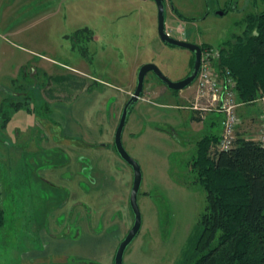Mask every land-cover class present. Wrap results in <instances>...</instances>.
Returning a JSON list of instances; mask_svg holds the SVG:
<instances>
[{"label": "rangeland", "instance_id": "1", "mask_svg": "<svg viewBox=\"0 0 264 264\" xmlns=\"http://www.w3.org/2000/svg\"><path fill=\"white\" fill-rule=\"evenodd\" d=\"M165 7L166 30L171 35L218 48L240 31L248 13L264 8V0H165ZM158 25L156 0H0V132L15 137L17 127L35 126V100L11 92L28 90L24 66L45 61L42 53L57 60H47L46 80L48 89L57 91L59 98L66 93L60 88L63 73L96 85L103 78L126 87L129 96L144 63H155L172 80L187 76L194 52L164 42ZM85 26L95 30L94 38H87L88 32L81 38L73 36ZM31 49L38 55L30 53ZM151 87L157 93L148 92ZM195 97L196 81L177 92L151 70L142 95L129 108L123 143L142 169L138 195L142 226L126 248L124 264H176L200 235L206 191L194 182L190 162L196 140L212 130L220 132L224 116L210 109L197 111L192 107ZM17 100L21 106H12ZM239 109V134L259 138L263 101L242 104ZM214 119L219 124L212 127ZM133 222L132 216L126 223L128 229ZM69 256L63 255L60 261L107 263L104 255L99 259L72 255L68 260ZM51 260L55 263L54 257Z\"/></svg>", "mask_w": 264, "mask_h": 264}, {"label": "crops", "instance_id": "2", "mask_svg": "<svg viewBox=\"0 0 264 264\" xmlns=\"http://www.w3.org/2000/svg\"><path fill=\"white\" fill-rule=\"evenodd\" d=\"M42 55L45 61L24 66L28 90L11 92L35 100L33 110L27 107L34 112L35 126L17 127L15 137L0 132V205L5 215L0 264H66L60 261L65 254L68 260L72 255H104L106 264H115L129 231L126 223L132 216L134 221V171L115 146L129 91L99 78L92 90L72 85L61 88L66 92L61 98L54 92L52 100L46 78L47 60L54 59ZM147 91L157 93L152 87Z\"/></svg>", "mask_w": 264, "mask_h": 264}, {"label": "trees", "instance_id": "3", "mask_svg": "<svg viewBox=\"0 0 264 264\" xmlns=\"http://www.w3.org/2000/svg\"><path fill=\"white\" fill-rule=\"evenodd\" d=\"M174 9L186 19L176 7ZM241 25L239 32L232 33L218 45L220 55L214 61L222 74L228 68L236 80L239 106L252 104L264 96V8L248 13ZM86 34L92 39L95 32L85 26L77 29L73 36L81 38ZM200 45L202 49L214 47L211 43ZM194 62L195 55L190 60L191 68ZM59 81L63 90L72 85L80 90L86 85L90 90L96 86L95 82L87 84V80L67 74ZM47 92L49 98H55L54 89ZM14 105L18 107L21 103ZM47 108L50 109L49 104ZM237 111L241 122L242 114L240 109ZM263 117L264 104L260 119ZM223 120L224 117L220 132L212 130L196 140L190 167L194 182L206 191V206L200 217L199 237L184 250L176 264H264V144L259 135V138L248 137L236 130L233 144L218 148ZM216 124H219L216 119L210 123L212 127ZM4 216L0 205V226Z\"/></svg>", "mask_w": 264, "mask_h": 264}, {"label": "water", "instance_id": "4", "mask_svg": "<svg viewBox=\"0 0 264 264\" xmlns=\"http://www.w3.org/2000/svg\"><path fill=\"white\" fill-rule=\"evenodd\" d=\"M156 2L158 5V18H159L158 29H159L160 37L166 43L189 48L192 52H194L195 62L191 73L179 80L170 79L167 75L163 73L160 67L153 62L144 63L143 65L140 66V69L138 71L136 88L123 108L122 115L115 133V146L121 157L132 166L134 171L133 185L130 193V204L134 212V222L131 228L129 229L128 233L122 239V241L118 246L115 255V264H124V254L126 248L132 242L135 236L139 233L142 226V213L138 202V195H139V190L143 176L142 169L139 161L132 154H130V152L126 149L123 143V130L127 122L129 108L141 96L142 92L144 91L145 79L149 71L151 70L154 71V73L160 79H162L170 88L174 90H181L186 86L191 85L196 80L201 67V60H202L201 45L187 40L186 36L180 38L171 35L166 30L165 0H156ZM221 12L223 13V11Z\"/></svg>", "mask_w": 264, "mask_h": 264}, {"label": "built area", "instance_id": "5", "mask_svg": "<svg viewBox=\"0 0 264 264\" xmlns=\"http://www.w3.org/2000/svg\"><path fill=\"white\" fill-rule=\"evenodd\" d=\"M219 55L216 47L202 49L201 67L196 79V97L192 107L198 110H216L224 115L222 138L218 143V148L221 149L231 146L236 137L240 122L237 109L241 102L237 100L236 80L230 70L226 68L222 74L214 65ZM203 100L207 103L200 102ZM261 100L264 104V96ZM259 137L264 144V121Z\"/></svg>", "mask_w": 264, "mask_h": 264}, {"label": "flooded vegetation", "instance_id": "6", "mask_svg": "<svg viewBox=\"0 0 264 264\" xmlns=\"http://www.w3.org/2000/svg\"><path fill=\"white\" fill-rule=\"evenodd\" d=\"M191 71H192V69H191ZM191 71H190L188 74H190V73H191ZM188 74H187V75H188ZM196 79H197V78H196ZM195 81H196V80H195ZM195 81H194V82H195ZM130 96H131V95H130ZM130 96H129V98H130ZM66 264H68V263H66Z\"/></svg>", "mask_w": 264, "mask_h": 264}]
</instances>
